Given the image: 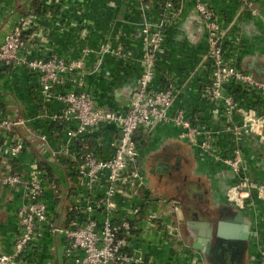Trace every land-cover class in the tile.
<instances>
[{"label":"crops","instance_id":"1","mask_svg":"<svg viewBox=\"0 0 264 264\" xmlns=\"http://www.w3.org/2000/svg\"><path fill=\"white\" fill-rule=\"evenodd\" d=\"M203 1L216 11L225 30V46L232 58L245 69L264 77V0H251L249 7L243 6L240 0ZM30 2L0 0V43L21 15L33 14L36 49L31 50L29 56L52 51L83 60L77 69L85 73L80 82L68 80L57 84L55 90L86 88L99 104L125 111L134 97L130 90L144 69L141 28L146 21L155 22L161 18L162 0H41L40 13L31 10ZM195 5L196 0H179L178 12L167 20L164 27L166 45L159 56L152 85L165 87L170 73L180 87L171 110L183 106L216 128L222 126L221 121L213 115L212 105L198 92L211 66L206 59L207 28ZM102 44L114 49L122 46L129 52L127 55L104 52ZM86 47L90 49L88 52H85ZM45 103L36 71L13 61L0 65L2 112L9 117H24L43 108L52 112L63 105L57 98ZM30 124L35 132L47 134L45 148L38 145L41 140L37 133L32 135L23 126H13L9 132L0 129V143L10 134H20L27 144L17 159L5 160L0 154V174L7 161L11 170L22 171L30 160L36 159L49 180L56 183L55 188L49 183L44 187L53 223L63 227L72 221L84 220L83 207L87 201H82L81 208L75 207L78 194L88 191L74 171L77 150L87 145L96 148L101 156H110V144L119 135V126L105 122L95 134H87L65 149L67 137L62 124L39 119ZM138 138L142 167L149 185L129 196L117 194V207L111 214L114 221L130 218L133 225L127 252L142 251L146 256L144 264H189L194 258L207 261L202 250L193 245L196 229L189 220L195 217L178 190H171L195 182L199 190L206 188V206L216 213L219 206L227 203L223 182H231L234 178L226 173L223 163L211 156H200L188 142L181 140L178 127L173 124L158 125L151 133H138ZM221 141L225 145L230 139L223 135ZM247 147L248 153L254 156L250 158L249 171L255 179L264 182V142L255 137ZM52 150L61 154L60 159H50ZM166 156L169 167L162 165ZM105 188V184H99L95 193L102 194ZM165 198L169 201L165 202ZM20 202V187L0 182V253L12 250L18 226L15 210ZM175 203L179 209H172ZM195 208L202 216L204 205ZM240 210L251 220L252 232L244 264H258L256 256L264 242V202L257 198L255 203ZM92 214L101 220L107 216L100 209ZM64 244L63 232L47 229L38 243L28 249L24 260L17 264H71L64 255Z\"/></svg>","mask_w":264,"mask_h":264},{"label":"built area","instance_id":"2","mask_svg":"<svg viewBox=\"0 0 264 264\" xmlns=\"http://www.w3.org/2000/svg\"><path fill=\"white\" fill-rule=\"evenodd\" d=\"M240 1L243 6L251 5V0ZM161 4V18L156 22L146 21L142 28L144 69L130 90L134 97L125 111L99 104L86 88L55 90L57 84L68 80L80 82L85 73L77 69L83 60L52 51L29 56L30 51L36 49L37 32L31 28L35 23L33 14L21 15L16 25L4 34L0 43V65L9 61L25 64L38 74L43 103L57 98L63 105L52 112L43 108L24 117H9L0 109V129L9 132L13 126H23L32 135L37 133L41 149L45 148L48 138L45 132L34 131L30 123L36 119L63 125L67 137L65 149L87 134H95L105 122L117 124L119 135L111 141L110 156H101L96 148L87 145L77 150L74 171L88 191L78 194L75 207L81 208L82 201H87L83 207L86 217L63 227L53 223L44 196L45 184L55 188L56 183L49 180L37 160H30L22 171L11 170L8 161L5 163L0 182L19 186L21 202L15 210L18 226L12 250L0 253V264H17L24 260L28 249L38 243L47 229L64 233V255L71 264H144L146 256L142 251L127 252L133 233L130 218L116 222L111 214L117 207V194L129 196L148 187L138 133H151L162 124L177 126L178 137L188 142L200 156H211L227 167L226 173L234 178L231 182H223L227 204L240 210L255 203L257 198L264 202V182L255 179L249 171L250 158L254 156L248 153L247 147L255 137L264 142V77L245 69L232 58L225 46V30L216 11L203 0H196L195 7L207 28L206 59L211 66L198 92L212 105V113L222 126L209 125L205 118L195 116L183 106L172 111L180 91L173 76L168 73L172 79L166 78L165 87H154L152 82L160 52L164 50L166 12L176 13L180 6L179 0H162ZM252 11L255 13L256 9ZM101 49L120 53L106 44H102ZM89 50L85 48V52ZM223 135L230 139L225 145L221 143ZM26 146L24 136L10 134L0 143V154L5 160H14ZM60 156L52 150L50 159H60ZM99 184L106 185L102 194L95 193ZM98 209L107 213L102 220L92 214ZM172 209H179L178 203L173 204ZM256 259L258 264H264V242ZM189 264L208 263L194 258Z\"/></svg>","mask_w":264,"mask_h":264},{"label":"water","instance_id":"3","mask_svg":"<svg viewBox=\"0 0 264 264\" xmlns=\"http://www.w3.org/2000/svg\"><path fill=\"white\" fill-rule=\"evenodd\" d=\"M162 163L169 167L167 156ZM226 209L229 204L224 205ZM217 221H212L208 215L189 220L196 229L193 245L208 256L213 264H244V259L251 239V220L239 209ZM229 253V258L227 254Z\"/></svg>","mask_w":264,"mask_h":264},{"label":"flooded vegetation","instance_id":"4","mask_svg":"<svg viewBox=\"0 0 264 264\" xmlns=\"http://www.w3.org/2000/svg\"><path fill=\"white\" fill-rule=\"evenodd\" d=\"M184 184L186 186L182 185V186L177 187L176 189L180 193L181 199H182V201H184L185 206H187V209L190 212H192V215L194 217H196V215H198L199 210H197V208H195V207H197V206L199 207L201 204H203V205L207 204V202H206L207 198H205V196H206L205 192L206 191L204 192V190H199L198 185L195 182L190 181L188 184H186V183H184ZM194 202H196L195 205L193 204ZM226 204L227 203H225L224 205H226ZM224 205L219 206V208H218L219 210H218V212H216L215 215H214V213L211 214L208 211L207 215H210V218L212 219V221H217L218 219L223 218V216H227L228 214L232 213L234 210L233 208H235L234 206L229 205V208L226 209ZM195 238H196V235L194 237V240H195ZM227 256L229 258V253L227 254ZM206 258L209 259V261L211 262V260L208 256H206Z\"/></svg>","mask_w":264,"mask_h":264},{"label":"rangeland","instance_id":"5","mask_svg":"<svg viewBox=\"0 0 264 264\" xmlns=\"http://www.w3.org/2000/svg\"><path fill=\"white\" fill-rule=\"evenodd\" d=\"M178 12V11H177ZM176 12V13H177ZM167 14L165 15L166 16V23L168 24V22H167V20L170 18V15H173V13L174 12H166ZM26 13H24L23 15H25ZM175 14V13H174ZM156 22V21H155ZM166 26V25H165ZM164 26V27H165ZM164 27H163V29H164ZM31 28H34V26L32 25V27ZM143 28V27H142ZM142 28H141V37H142V44H143V30H142ZM164 31H165V29H164ZM166 41V40H165ZM164 41V43L162 44V46H163V49L165 48V45H166V42ZM106 45H108V46H110L109 44H106ZM111 47V46H110ZM113 48V47H112ZM115 50H119L120 51V53H124V55H127L128 54V52H129V50H126V49H124L122 46H120V47H118V48H116ZM162 52H160V54H161ZM122 55V54H121ZM160 56V55H159ZM158 60H159V58H158ZM13 128V127H12ZM200 188V187H199ZM205 189L206 188H202V190H204L205 191ZM177 189L174 187L171 191L172 192H175ZM195 203L196 202H194L193 204L195 205ZM203 204H201V206H202ZM204 210L202 211V214L204 215V216H206L207 215V213H208V211L211 213V214H213L214 213V215L216 214L215 213V211L214 210H211L208 206H206V205H204V208H203ZM213 216V215H212ZM209 218H210V215L208 216ZM214 218V217H213ZM211 219V218H210ZM246 257V256H245ZM205 260H207V263L208 264H212L210 261H209V259H207V258H205ZM244 263H245V259H244Z\"/></svg>","mask_w":264,"mask_h":264},{"label":"trees","instance_id":"6","mask_svg":"<svg viewBox=\"0 0 264 264\" xmlns=\"http://www.w3.org/2000/svg\"><path fill=\"white\" fill-rule=\"evenodd\" d=\"M30 8H31V10H33V12H36V13L42 12L41 0H31Z\"/></svg>","mask_w":264,"mask_h":264}]
</instances>
